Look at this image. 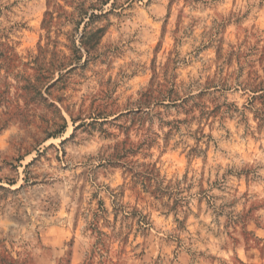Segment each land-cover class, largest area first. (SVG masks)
<instances>
[{
  "label": "rangeland",
  "instance_id": "rangeland-1",
  "mask_svg": "<svg viewBox=\"0 0 264 264\" xmlns=\"http://www.w3.org/2000/svg\"><path fill=\"white\" fill-rule=\"evenodd\" d=\"M0 264H264V0H0Z\"/></svg>",
  "mask_w": 264,
  "mask_h": 264
}]
</instances>
